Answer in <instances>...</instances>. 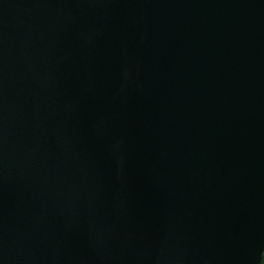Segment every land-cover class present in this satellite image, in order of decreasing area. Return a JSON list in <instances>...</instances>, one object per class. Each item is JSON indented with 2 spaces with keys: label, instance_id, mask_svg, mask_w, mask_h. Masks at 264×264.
I'll return each instance as SVG.
<instances>
[{
  "label": "water",
  "instance_id": "obj_1",
  "mask_svg": "<svg viewBox=\"0 0 264 264\" xmlns=\"http://www.w3.org/2000/svg\"><path fill=\"white\" fill-rule=\"evenodd\" d=\"M264 0H0V264H261Z\"/></svg>",
  "mask_w": 264,
  "mask_h": 264
},
{
  "label": "trees",
  "instance_id": "obj_2",
  "mask_svg": "<svg viewBox=\"0 0 264 264\" xmlns=\"http://www.w3.org/2000/svg\"><path fill=\"white\" fill-rule=\"evenodd\" d=\"M261 264H264V256H263V259H262V262H261Z\"/></svg>",
  "mask_w": 264,
  "mask_h": 264
}]
</instances>
